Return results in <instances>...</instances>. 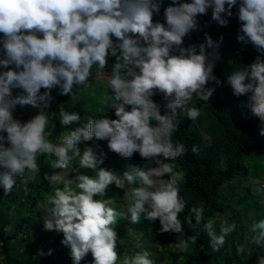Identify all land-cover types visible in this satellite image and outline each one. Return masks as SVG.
Wrapping results in <instances>:
<instances>
[{"label": "clouds", "instance_id": "obj_1", "mask_svg": "<svg viewBox=\"0 0 264 264\" xmlns=\"http://www.w3.org/2000/svg\"><path fill=\"white\" fill-rule=\"evenodd\" d=\"M237 4V40L251 44L258 55L232 70L226 83L234 96H247L245 107L259 119L264 136V0H171L163 9L164 22L153 19L161 0H0V186L8 195L17 178L40 172L37 161L47 157L52 172L43 178L53 194L47 197L43 226L63 234L61 243L70 248L73 264L88 253L92 264H156L147 249L123 259L118 255L114 225L119 219L138 224L141 214L158 220L161 234L183 237L185 226L195 230L178 240L179 252L190 251L201 231L218 252L236 231L237 224L224 219L217 232L216 222L205 218L203 203L181 218L187 208L180 195L184 173L174 169L188 146L173 137L181 115L191 121L201 115L199 107L190 106L193 99L209 102L222 83L214 68L223 35L214 40L205 33V42L188 46L184 38L199 29L198 17L209 9L212 21L227 26ZM110 57L115 62L106 86L115 118L90 115L81 122L75 111H47L54 89L76 100L74 89L88 86L94 66L97 75L103 74ZM157 94L163 104L153 99ZM17 106L38 111L25 121L14 115ZM54 118L68 130L55 142L50 139ZM92 139L107 141L108 151L122 159L138 153L155 166H128L119 173L102 167L103 153L80 147ZM191 152L198 154L199 147L192 145ZM68 169V178L62 177ZM22 182L27 193L28 181ZM111 185L128 197L127 214L107 196ZM251 232L250 244L236 242V255L251 258L253 248L260 249L255 264H264V219L253 222Z\"/></svg>", "mask_w": 264, "mask_h": 264}, {"label": "trees", "instance_id": "obj_2", "mask_svg": "<svg viewBox=\"0 0 264 264\" xmlns=\"http://www.w3.org/2000/svg\"><path fill=\"white\" fill-rule=\"evenodd\" d=\"M170 3L171 0H161V12L159 15H154V21L164 22L163 9ZM237 11L238 4L233 8L234 15L229 24L220 26L212 21L211 9H209L206 15L198 17L199 29L184 38V46H188L205 42V33L211 35L214 40H218L223 35L224 39L220 47L221 59L214 68V75L222 83L221 86L216 87L209 102L193 99L195 105L200 108L201 117L191 121L180 116L179 130L173 137L174 140H179L188 146V154L175 161L174 169L176 172L184 173L180 182V195L187 202V208L181 214V218L187 213L188 208L203 203L206 220L216 213L214 221L217 232L220 222L224 219L235 222L237 229L226 238L225 245L218 252L211 249L207 233L201 231L197 243L191 247V250L180 252L178 264H233L234 262L255 264V252L260 251L253 248V256L247 258L237 256L235 249L236 242L244 243L247 239H252L254 235L251 232L252 223L264 219V207L259 208L258 205L264 197V136L260 135L262 125L259 119L252 116L245 107L247 96H234L231 87L226 83L227 75L232 70L251 63L258 55L251 44L242 45L237 40L240 27ZM114 62L115 58L110 57L108 68L103 74H110L111 64ZM96 76V66H94L88 86ZM88 86L74 89L79 98L83 97ZM208 86H213L212 82ZM99 91L100 89L95 88L94 98L77 101L71 100L70 95H61L58 89H54L53 99L47 111L57 114L60 108L75 111L81 116V122L90 115H109L110 118H115L114 110L110 109V90L105 89V97H101ZM20 94L19 90H14V95ZM153 99L160 104L164 103L162 94L155 95ZM37 111L38 109L31 106L19 107L14 115L26 121ZM53 122L55 128L50 139L55 142L68 130L61 126L58 118H54ZM71 127L74 128L76 125ZM203 134L206 135V142L203 140ZM192 145L199 147L198 154L191 152ZM85 146H92L97 152L102 148L105 157L102 167L118 173L126 170L128 166L143 168L155 166L151 161L142 159L138 153L128 160L120 158L117 154L108 151L107 141L92 139L80 144L81 149ZM37 163L40 172H32L28 177L27 193L21 183L14 186L8 195H5L3 187L0 186V264H57V258L62 259L60 264H73L70 248L61 243L63 234L46 231L42 224L36 223L41 199H47L53 194V189L43 178L45 171L49 174L52 172L47 157H40ZM64 171L65 173L62 174L61 171L60 175L68 178L71 170ZM82 171L92 175L91 170ZM250 171L253 176L262 178L263 183L258 181L254 183ZM223 187L229 189L228 196L223 194L221 190ZM122 195L123 190L116 188L115 185L109 186L108 197L114 198L119 203ZM127 208L128 204L126 211ZM139 225L145 226L141 234L153 239V242L161 248L159 253H151L156 263L167 256L169 264H176L177 260L172 258L170 251L166 250V243L177 245L179 239L195 234V230L190 232L186 226L183 237L171 233L161 234L158 231L159 221L151 222L143 216L138 224H131L128 219H119L114 227L119 237L117 251L120 258L130 244L128 242L130 232H136ZM6 226H9L7 230L4 229ZM142 242L143 239L139 240L138 244L142 245ZM49 249L52 250L51 255H39L40 251L47 253ZM92 259L91 253H88L80 264H92Z\"/></svg>", "mask_w": 264, "mask_h": 264}, {"label": "rangeland", "instance_id": "obj_3", "mask_svg": "<svg viewBox=\"0 0 264 264\" xmlns=\"http://www.w3.org/2000/svg\"><path fill=\"white\" fill-rule=\"evenodd\" d=\"M162 19L164 20L163 17H162ZM109 75L110 74L97 75L93 79V81L90 83V85L88 86V90H86V92L83 95V97H80L81 98L80 99L77 96L76 100L80 101V100H84L85 98H87V99L94 98L95 94H96L95 88L96 89H100V91L98 93L100 94L101 97H105L106 94H104V91H105V89H107L106 81H107ZM193 105L196 106L194 100L192 101V105H190V106H193ZM17 109H19V107L16 108V110ZM201 115H200V117H201ZM181 118H187V117L181 115ZM203 140H204V142H206V140H207L205 134H203ZM98 153H103L102 148L98 149ZM45 173H46V171H45ZM64 173H65V171H62V174H64ZM249 173L253 177L252 181L254 183H256L257 181L263 183V179L262 178L259 179V176H257V177L253 176V173L251 171ZM31 175H32V172L26 173L25 177L22 178V180H27L28 177H30ZM22 180L17 178L16 185L21 183L22 186H25L24 183L22 182ZM259 189H260V187H259ZM221 190H222L223 194H225L226 196L229 195V189L228 188L223 187V188H221ZM258 190H256V191H258ZM127 201H128V197L123 192V195L120 198L119 203H117V204H118V209L120 211L124 212L125 214H127V211L125 209L126 205L128 204ZM258 205H259V208H263L264 207V197L258 202ZM48 206H49L48 205V200L46 198H42L40 203H39V205H38V210H37V217H36L37 218V221H36L37 225L42 224V227H44L43 226V217L45 215L44 208H46ZM141 216L144 217V214H141ZM215 217H216V213H213V217L210 218V219L214 220ZM8 228H9V226H6L4 229L7 230ZM144 230H145V226L139 225L138 226V230L136 232H130L129 241H128V242H130V244H129V246L126 247V251L124 252L123 256L120 259H123V257L125 255H132L136 251H139V250H142V249H147L151 253H159L161 251V248L153 242V239L147 238L146 236H143L141 234V232L144 231ZM141 239H143V242H142V245L141 244L139 245L138 241L141 240ZM247 242L250 244L251 238L247 239ZM176 249H177V245L172 244L170 242L166 243V250H168V251H170L172 253V258H175L177 260L176 264H178L179 263L178 261L180 260V255L181 254ZM53 256H55V254ZM61 262H62V259H58V258L56 259V263L57 264H60ZM118 264H119V262H118ZM156 264H169V261L167 260V256L159 259V261H157ZM233 264H236V263L234 262Z\"/></svg>", "mask_w": 264, "mask_h": 264}]
</instances>
